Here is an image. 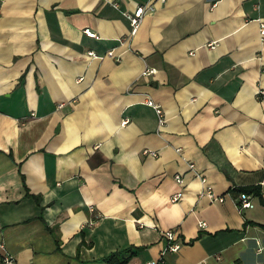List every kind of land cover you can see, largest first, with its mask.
I'll return each instance as SVG.
<instances>
[{
	"label": "crops",
	"instance_id": "1",
	"mask_svg": "<svg viewBox=\"0 0 264 264\" xmlns=\"http://www.w3.org/2000/svg\"><path fill=\"white\" fill-rule=\"evenodd\" d=\"M145 1L0 0V240L14 264L129 246L127 264L264 262V0H154L131 35L123 11ZM248 185L260 196L239 208ZM166 229L182 243L159 258Z\"/></svg>",
	"mask_w": 264,
	"mask_h": 264
},
{
	"label": "built area",
	"instance_id": "2",
	"mask_svg": "<svg viewBox=\"0 0 264 264\" xmlns=\"http://www.w3.org/2000/svg\"><path fill=\"white\" fill-rule=\"evenodd\" d=\"M160 1H164V0H160ZM155 9L156 8L154 5V0H146L143 3L137 4L130 11H123V14L128 19L129 24H130L129 33L131 35H133L137 31L138 27L140 26L144 15L148 12L154 11ZM263 31H264V23H261L262 34H263ZM83 32L89 36H93V37L97 36L95 31H93L90 27H84ZM262 37L264 38L263 35H262ZM87 54L91 55L92 57H97V58H102L104 56V54L103 55L97 54L94 50H88ZM105 55L112 57L115 60L119 59V54H115L112 49H108L105 52ZM153 71H154V68L150 67V68L145 69V71L143 73L148 74V73H151ZM145 103L154 108V110L156 111V113L158 115L159 124H162L164 121V115H163V111L160 108V106L158 104H155L151 98H147L145 100ZM123 122H125V120H123ZM188 167L190 170H192L194 172V174L197 177H199L201 183L203 184L204 189H203L202 193L206 194L210 200H218V201L223 200V195L222 194H216L214 192L212 186L206 181V177L197 171L196 166L193 162H189ZM175 179L179 183L183 182V178H182L180 173L175 174ZM178 197H179V193H175L174 195H172L171 200H177ZM251 197H252L251 194H249L245 191H239L237 193V200H238L239 208L252 207L253 203L251 201ZM198 224L203 225L204 221L199 220ZM163 236L166 239V243H165V246L160 251L159 258H162L166 251H176L182 243L179 240L178 236L176 235V232L173 229L164 230ZM3 247H4L3 241L0 240V263L1 264H14L13 256L8 252H2ZM29 264H36V263H29ZM143 264H157V260H153V259L147 260ZM257 264H264V262L257 263Z\"/></svg>",
	"mask_w": 264,
	"mask_h": 264
},
{
	"label": "trees",
	"instance_id": "3",
	"mask_svg": "<svg viewBox=\"0 0 264 264\" xmlns=\"http://www.w3.org/2000/svg\"><path fill=\"white\" fill-rule=\"evenodd\" d=\"M234 190L238 191V192L239 191H245L251 195L260 196V188L258 185L234 187ZM260 201L262 204H264V200L262 198L260 199ZM260 225L264 226V223H260ZM49 230L51 232L53 231L52 228H49ZM55 235H56V233H55ZM140 248H141L140 246H129V247H126L124 249L111 251L110 253L100 257L99 261H103L106 264H127L129 259L135 254L136 250H138Z\"/></svg>",
	"mask_w": 264,
	"mask_h": 264
},
{
	"label": "rangeland",
	"instance_id": "4",
	"mask_svg": "<svg viewBox=\"0 0 264 264\" xmlns=\"http://www.w3.org/2000/svg\"><path fill=\"white\" fill-rule=\"evenodd\" d=\"M89 264H106V263L103 262V261H98V260H96L95 262H91V263H89Z\"/></svg>",
	"mask_w": 264,
	"mask_h": 264
}]
</instances>
